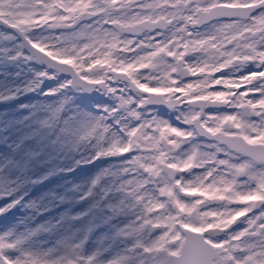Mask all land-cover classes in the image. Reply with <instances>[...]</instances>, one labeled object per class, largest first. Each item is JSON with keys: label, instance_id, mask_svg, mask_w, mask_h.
<instances>
[{"label": "snow or ice", "instance_id": "6c2138e0", "mask_svg": "<svg viewBox=\"0 0 264 264\" xmlns=\"http://www.w3.org/2000/svg\"><path fill=\"white\" fill-rule=\"evenodd\" d=\"M15 7L0 264H264V0Z\"/></svg>", "mask_w": 264, "mask_h": 264}, {"label": "flooded vegetation", "instance_id": "af4514ba", "mask_svg": "<svg viewBox=\"0 0 264 264\" xmlns=\"http://www.w3.org/2000/svg\"><path fill=\"white\" fill-rule=\"evenodd\" d=\"M17 0H10L4 9L0 11V20L5 22H14L17 19L18 9L15 7Z\"/></svg>", "mask_w": 264, "mask_h": 264}]
</instances>
